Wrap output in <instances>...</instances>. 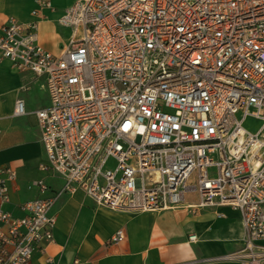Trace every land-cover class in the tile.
Wrapping results in <instances>:
<instances>
[{
	"label": "built area",
	"instance_id": "2783aa9c",
	"mask_svg": "<svg viewBox=\"0 0 264 264\" xmlns=\"http://www.w3.org/2000/svg\"><path fill=\"white\" fill-rule=\"evenodd\" d=\"M58 22L71 29L58 53L37 42L36 21L0 27V61L44 78L39 168L116 211L172 209L185 192L193 213L231 207L243 255L263 262L264 0H75ZM14 114H26L21 99ZM246 118L260 121L256 132ZM15 179L0 167V264H31L53 240L54 197L23 202L15 216L6 208ZM124 238L118 228L111 241Z\"/></svg>",
	"mask_w": 264,
	"mask_h": 264
},
{
	"label": "crops",
	"instance_id": "0c3cea01",
	"mask_svg": "<svg viewBox=\"0 0 264 264\" xmlns=\"http://www.w3.org/2000/svg\"><path fill=\"white\" fill-rule=\"evenodd\" d=\"M49 1L50 8L40 9L36 0H0V27L9 17L36 21L37 42L58 53L71 33L58 18L75 0ZM37 91L44 94L40 106L34 101ZM17 99L24 101L26 114H14ZM47 104L43 77L0 61V167L16 171L6 208L20 216L21 203L54 197L53 240L34 250L31 264H264L249 262L243 255L245 230L239 212L225 207L224 216L218 217L214 208L207 207L193 213L187 205L195 202L194 192H185L175 208L145 213L99 206L81 189L64 192L61 177L39 168L46 158L35 111ZM39 179L48 191L37 189L34 182ZM118 228L124 229L125 238L115 243L111 237ZM191 234L196 236L193 242L188 240ZM257 244L264 246V240Z\"/></svg>",
	"mask_w": 264,
	"mask_h": 264
},
{
	"label": "rangeland",
	"instance_id": "374dc122",
	"mask_svg": "<svg viewBox=\"0 0 264 264\" xmlns=\"http://www.w3.org/2000/svg\"><path fill=\"white\" fill-rule=\"evenodd\" d=\"M34 101L39 106L43 104L44 102V94L41 91H37L34 96ZM244 124L247 127V129L251 132H256L260 126V121L253 119V118H246L244 120Z\"/></svg>",
	"mask_w": 264,
	"mask_h": 264
}]
</instances>
